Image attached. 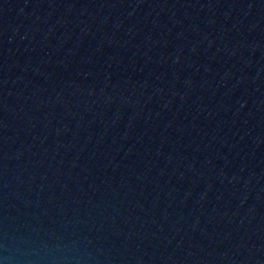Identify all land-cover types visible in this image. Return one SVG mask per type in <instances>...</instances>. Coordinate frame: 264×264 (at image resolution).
I'll use <instances>...</instances> for the list:
<instances>
[{
    "label": "water",
    "instance_id": "95a60500",
    "mask_svg": "<svg viewBox=\"0 0 264 264\" xmlns=\"http://www.w3.org/2000/svg\"><path fill=\"white\" fill-rule=\"evenodd\" d=\"M0 264H264V0H0Z\"/></svg>",
    "mask_w": 264,
    "mask_h": 264
}]
</instances>
